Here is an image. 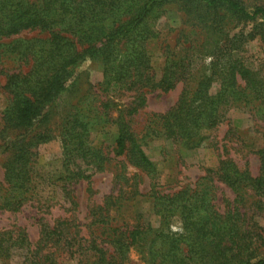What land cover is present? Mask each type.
<instances>
[{
	"label": "trees",
	"instance_id": "16d2710c",
	"mask_svg": "<svg viewBox=\"0 0 264 264\" xmlns=\"http://www.w3.org/2000/svg\"><path fill=\"white\" fill-rule=\"evenodd\" d=\"M173 1L42 0L36 4L0 0V55L20 63L19 69L5 72L8 103L1 112L0 135L7 138L12 133L14 137L4 140L10 157L4 164V180H0V210H19L39 194L38 147L54 138L51 128L42 126L50 116L47 107L54 108L70 88L66 81L72 68L90 58L102 68L103 91H133L134 105L119 108L113 117L109 99L97 103L98 94L91 100L88 94L85 104L74 106L63 118L59 134L62 162L58 174L43 183L54 190L62 188L75 204L71 184L90 180L116 156H124L119 162L129 163L140 172L128 176L119 171L116 179L131 186L134 196L152 197L156 212L166 217L179 213L183 227L177 234L157 232L150 223L126 231L114 228L102 213L120 197L110 195L105 201L107 207L99 205L95 210L94 221L113 231L109 242L114 250L108 253L101 245L105 239L100 234L80 244L82 252L94 256L90 264H123L132 247L151 264H264V227L258 220L264 218V145L257 151L258 175H252L248 166H239L233 158H220L216 167L207 168L196 188L173 193L163 191L157 165L143 148L145 138L156 136L173 139L189 149L206 145L233 107L254 105L252 111L264 117V67L251 64L240 52L245 38L258 34L264 38V4H248L246 0L176 1L192 20L189 31L183 32L188 47L180 57L173 52L167 55L157 80L147 42L159 37V22L167 4ZM252 21L253 31L246 34L241 29L232 34L240 24ZM36 28L48 31V37L1 41ZM211 37H216V45L208 54ZM207 55L211 60L206 72L199 60ZM179 82L183 88L175 105L153 113L139 136L130 116L146 103L147 91H169ZM214 83L219 89L211 93ZM38 119L42 123L33 128ZM109 125L117 129L115 157L102 145L94 144L92 138L93 132L106 131ZM145 176L149 180L147 192L141 189ZM214 177L236 193L234 203H228L224 211L213 202L211 191L201 187L206 179ZM62 232L46 225L43 239L53 240ZM31 244L24 230H0V256L9 257L13 251L22 250L30 259Z\"/></svg>",
	"mask_w": 264,
	"mask_h": 264
},
{
	"label": "rangeland",
	"instance_id": "374dc122",
	"mask_svg": "<svg viewBox=\"0 0 264 264\" xmlns=\"http://www.w3.org/2000/svg\"><path fill=\"white\" fill-rule=\"evenodd\" d=\"M41 4L42 0H29ZM175 0L167 4V12L160 20L161 33L158 38L147 42V48L151 55V63L159 80L166 64L167 55L178 54L180 57L188 44L184 43L183 32L189 31L192 20ZM248 4L261 3L264 0H246ZM254 22H248L232 31V34L243 29L248 34L253 31ZM231 34V35H232ZM49 32L36 29L23 30L19 34L3 38V43H9L15 39L46 38ZM216 37H211L207 44V53L210 54L216 45ZM241 55L255 66L264 67V38L258 34L254 38H245L241 46ZM169 52V53H168ZM211 57L199 60L209 69ZM20 63L7 55H0V130L2 129L1 112L8 103V93L4 88L6 71L19 69ZM72 74L67 79L66 87H70L63 94V98L54 104V108L47 107L50 112L48 121L33 122V128L48 126L52 130L54 138L38 147V180L40 188L38 195L25 202L19 210H0V230H24L30 240L32 256L25 257L22 250H16L11 256H0V264H90L94 256L81 251V245L87 243L96 235L100 234L105 241L101 245L113 253V245L109 242L112 230L102 228L95 220V210L98 206H106L105 201L112 196L120 197L117 203L109 206L106 221L114 228L122 231L134 228L143 223H150L157 232L177 234L183 232L181 216L176 213L166 217L154 209L152 197L148 195H136L132 193L131 186H125L121 180L116 179L119 171H124L128 176L140 172L138 168L129 163L125 165L119 161L124 156H116L110 161L103 171L96 172L90 180H81L70 185L75 204L71 198L59 187L44 184L43 180L58 174L62 162V147L59 134L63 130L64 121L74 106L85 104L86 97L90 94V100L98 94L100 103L109 99L111 114L116 117L119 108H129L134 105L133 91H121L109 93L103 91L100 82L103 79V71L98 62L86 58L72 68ZM209 73V72H208ZM244 83V82H243ZM74 84V85H72ZM72 85V86H70ZM183 83L179 82L169 90L152 89L147 91L146 103L139 107L137 112L131 115L133 130L141 136L153 113H161L170 109L177 102ZM219 84L214 83L210 89L216 93ZM254 105L233 107L226 113L225 119L217 126L213 137L206 141V145L189 149L182 143L164 136L147 137L143 140V148L146 154L157 165L158 175L164 192L173 193L181 189L197 187L201 177L206 175L208 167H216L220 158H233L239 166H248L252 175L256 176L260 170L258 149L264 145V117L256 114L252 109ZM116 126L109 125L106 131L93 132L94 144L103 146L104 150L115 157L114 140ZM210 134V133H209ZM6 138V134L4 135ZM14 134L9 133L7 140L10 141ZM5 138L0 135V180H4V164L10 157V150L6 149ZM211 140L213 144L210 145ZM124 166H120V165ZM131 183V181H130ZM121 187L123 190L121 191ZM204 190H210L214 195L213 202L220 211H224L228 203H234L236 193L224 182L214 177V180L206 179ZM143 192L149 190V180L145 176V182L141 185ZM250 199V198H249ZM107 207V206H106ZM264 227V218H258ZM62 223V225H61ZM46 225L56 226L63 232L55 235L53 240H44L43 230ZM30 254V253H29ZM123 264H151L136 248H131L127 253Z\"/></svg>",
	"mask_w": 264,
	"mask_h": 264
}]
</instances>
